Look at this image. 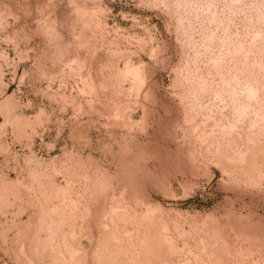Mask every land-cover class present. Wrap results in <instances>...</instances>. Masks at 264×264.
I'll use <instances>...</instances> for the list:
<instances>
[{
  "label": "rangeland",
  "instance_id": "1",
  "mask_svg": "<svg viewBox=\"0 0 264 264\" xmlns=\"http://www.w3.org/2000/svg\"><path fill=\"white\" fill-rule=\"evenodd\" d=\"M0 264H264V0H0Z\"/></svg>",
  "mask_w": 264,
  "mask_h": 264
}]
</instances>
